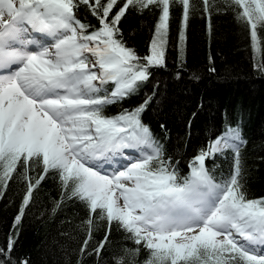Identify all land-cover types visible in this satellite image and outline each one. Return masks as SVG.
<instances>
[{
	"label": "snow or ice",
	"instance_id": "6c2138e0",
	"mask_svg": "<svg viewBox=\"0 0 264 264\" xmlns=\"http://www.w3.org/2000/svg\"><path fill=\"white\" fill-rule=\"evenodd\" d=\"M225 4L239 9L237 19L248 25L257 48L264 0ZM176 5L181 45L197 12L211 32L216 0H0V199L10 182L24 185L16 229L41 184L49 177L58 181L60 197L51 212L70 201L87 212L78 226L84 239L78 250L65 252L67 264L72 255L76 264H86L84 256L100 264L113 226L135 247L110 253L111 264H264V197L248 194L241 156L247 141L239 121H225L182 173L180 161L166 154L142 120L159 94L158 83L136 107L105 114L107 106L137 95L167 70ZM153 10L157 20L141 56L128 43L122 21L130 11ZM179 51L183 64L184 47ZM259 67L264 71V63ZM225 152L232 153V166L217 177L206 162ZM101 223L104 236L95 241ZM18 238L16 231L0 247V264H31L30 257H14ZM141 248L148 253L143 261Z\"/></svg>",
	"mask_w": 264,
	"mask_h": 264
},
{
	"label": "trees",
	"instance_id": "16d2710c",
	"mask_svg": "<svg viewBox=\"0 0 264 264\" xmlns=\"http://www.w3.org/2000/svg\"><path fill=\"white\" fill-rule=\"evenodd\" d=\"M199 5L200 0H194ZM219 11L211 15V32L202 12L190 17L186 46L178 42L181 28L179 5L172 9L167 52L168 68L158 71L154 81L123 103L109 105L105 114L114 116L122 109H132L145 95H151L153 84L159 94L142 115L154 136L160 139L166 154L180 161L182 173L197 151L223 131L224 122L239 121L247 144L241 156L247 166L246 187L250 198L264 197V32H258L259 44L253 48L248 25L237 19L239 9L225 0H216ZM93 25L97 22L87 13ZM157 13L130 11L122 21L128 43L141 56L145 55L153 35ZM184 47L183 64L179 49ZM215 71H210L211 68ZM182 68V71H181ZM181 78L176 79V73ZM199 77L194 79L193 75ZM195 113V116H193ZM164 124L165 129L160 125ZM206 165L219 177L227 176L232 166V153L210 158ZM35 175V173H33ZM19 181L10 182L0 199V247L9 235L19 231L14 257H30L31 264H67L66 251L78 250L84 233L78 227L87 215L78 201L66 202L55 214L51 212L60 197L58 181L47 178L34 193L33 203L26 209L22 222L13 229L24 192ZM100 223V222H98ZM105 226L94 232V240L103 238ZM108 250L101 254L100 264H111L110 253L119 255L121 247L134 248L125 233L113 226ZM141 248L139 259L147 257ZM86 264H97L95 257L84 256ZM76 264V255L71 256Z\"/></svg>",
	"mask_w": 264,
	"mask_h": 264
}]
</instances>
